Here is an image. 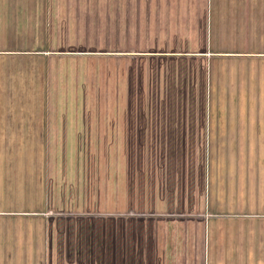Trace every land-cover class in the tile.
<instances>
[{"label":"rangeland","instance_id":"374dc122","mask_svg":"<svg viewBox=\"0 0 264 264\" xmlns=\"http://www.w3.org/2000/svg\"><path fill=\"white\" fill-rule=\"evenodd\" d=\"M17 1L18 10L12 12L21 20L11 24L14 16H4L8 22H0L1 28L32 26L22 18L46 12L50 25L51 18H60L59 30L54 28L53 39L46 32L45 44L38 46H27L24 40L6 46L0 37V56L4 51L25 56L0 59L2 106L116 102L130 109L138 104L141 122L147 114H166L171 123L184 120V114L192 121L207 115L211 126L231 121L232 129L264 119L254 110L264 96L249 93V79L243 75L245 65L259 66L261 56L249 55L259 44L251 45L244 17L235 12L236 6L229 8V0H59V14L50 6L27 8L22 4L32 1ZM226 14L241 18V30L231 29L230 61L226 54L218 55L226 46L221 48L217 35L231 28H223ZM23 35L29 40L26 32ZM219 103L221 110L215 107ZM228 104L231 111L226 110ZM123 108L117 114L130 126L132 110ZM27 114L11 112L9 120H28ZM1 115L2 107L0 120ZM142 138L133 142L127 136L125 142L108 144V176L100 173V143L86 148L0 143V152L12 156L0 159L8 167L0 166V188L6 189L0 190V264H203L205 254L195 231L197 221L208 215V162L220 156L233 178L238 165L253 162L244 158L246 146L255 152L264 144L148 143ZM75 149L79 158L69 159ZM224 151H231V159L217 154ZM107 189L108 199L101 195ZM238 200L231 198L230 207L209 208L217 212L209 221L226 226L231 222V256L224 258L231 264L255 262L258 256H243L244 247L254 251L264 237L257 232L260 219L242 217L257 214L258 208L237 205Z\"/></svg>","mask_w":264,"mask_h":264},{"label":"crops","instance_id":"0c3cea01","mask_svg":"<svg viewBox=\"0 0 264 264\" xmlns=\"http://www.w3.org/2000/svg\"><path fill=\"white\" fill-rule=\"evenodd\" d=\"M30 1L32 2L23 3L22 5L24 7L27 6V8L41 5L43 9L45 8V10L50 6L52 9L55 8L56 13L59 14V0H56L55 3H39L35 2V0ZM229 1V8L231 6L232 9V6L234 5L236 6L235 12L242 13L245 23L244 29L247 32V36L250 37V42H252L251 45L255 46L256 44H259V47L255 46V49L249 51V55L261 56V58L258 59L260 61L259 66L256 67L252 65L253 67H248L245 65L243 67V75L245 76L246 80L249 79V87L245 85V88L248 89L249 93L252 91L251 93L255 92L256 94H261L264 96V0ZM18 5H20V3L17 0H0V17H2L0 22L7 23V18H3L4 16L7 17V15L14 16V18L10 19V23L19 22L21 17L18 15V12H12V10H18ZM23 15L25 17V14H22V16ZM36 15L37 14L27 19L22 18L24 23H31L32 26L16 27L12 26L11 23L8 28L5 25L2 28L0 27L1 32L6 30L5 33L3 32L0 34V37L4 41L6 40L8 42L6 46H18L23 43L22 40L25 41V45L27 46L43 45L45 44L44 36L46 32V36H48L50 39L54 38L53 30L54 28L56 31L59 30L58 22H60V18L58 20H53V18H51L50 25L49 20L47 22L46 12L40 16ZM240 20L241 18H236L235 14L234 16H231V18L230 16L228 17L227 14L223 15V28H231L228 33L217 35V41L220 43L221 48L223 45L226 46V50L218 51V55L226 54L229 57V61L231 60L232 53L231 29L232 31H235V33H237V30H241L240 28L238 29L240 26L239 23H241ZM37 22H39L40 25H35ZM54 22H57V26L55 27ZM17 32L20 33L18 41L16 40L18 37ZM25 32L27 33L29 40L24 38L23 34ZM259 32H261L260 37L256 35V33ZM56 43L58 44L57 40ZM4 44L5 43H2V45ZM52 44L53 41H51V45ZM1 53L2 56H0V59H7L8 61L10 59L25 58V56H7L8 54L6 53H11L10 51H4ZM231 73L233 72H231V66H229V77L231 76ZM230 88L231 85L228 86V89ZM258 89L259 91H257ZM4 91L6 92L7 90H3V92ZM221 105L222 104L219 103L215 107H219L218 109L221 110ZM125 106L127 107L125 108L126 110H132L130 126L125 125L122 121L123 119H121V115L117 114V111H123V107ZM139 106L140 105L137 104L134 108V104H132L131 108L129 109L128 105L116 102H103L96 104L64 103L58 106L48 104L47 107L45 103L23 104L22 106L13 105L11 103L4 104V106L0 105V108L2 107L1 117H3L0 120V143H66L72 144L73 146L76 144H83L84 148H86V145L90 143H100L101 149L99 158L103 160L101 163L100 173L103 176H108V159L110 158L108 144L125 142L127 140V136H131L133 142H140L141 137H143L142 141H146L148 143L243 142L248 143L249 146H251L250 144H264V119L262 118L258 120L254 118V123L252 125H247L242 128L239 124L238 126L234 127V129L231 128V121H227L224 126H211V122H208L207 115H204L202 119L192 121L186 119L188 116L187 114H184V120H178L176 122L173 121L174 123H171L166 114L163 115V118H160L159 114H147V120L141 122V117H144V115L140 113L141 109ZM227 106L228 107L226 110L231 111V104H228ZM147 107H150V105H147ZM207 107H212V105L209 104ZM146 110L150 111L151 109L148 108ZM254 110L260 113L258 115L259 117L262 116V114H264V103H261V106L256 107ZM11 112H27L28 120H20L18 123L14 122L13 120L10 121L9 116ZM118 116L120 119H116ZM260 150L261 151L252 152L248 145L246 146L244 158L247 157L248 159H252L253 162L250 163L247 161L246 163L248 166H245L244 162L242 164L243 169L240 167V165H238V171L234 174L233 178H231V167L224 168L223 160L220 162V156H215V161H213L212 164L211 161L210 163L208 162L209 186L208 189L206 188V207L208 215L197 221L195 231V238L198 240V248L201 249L202 254H205V262L203 264H231V262L224 261L225 257L231 256V222L226 226L216 223L215 220L212 222L209 221L211 219V217H209L211 214H217L216 211L211 212L209 210L211 205L213 209L220 205H228V207H230L232 198L233 202H235L236 199H239L237 205L246 206L249 208L254 206V208H258V210H254V212H257L258 215L249 214L242 217L249 219L253 218L254 221L260 219V229L257 228V232H261V234L264 235V149ZM70 152L71 155H69V159L79 158L76 154V149ZM87 153L90 152H86V154ZM217 154H221L224 160L228 158L231 159V151H224L221 153L217 152ZM5 155L6 153L0 152V159L12 158V156L5 157ZM214 163L216 168H213ZM34 164L35 163L32 161V165ZM251 164L253 166H251ZM73 165L77 166L76 162L73 163ZM0 166L8 169L7 164L4 165L1 163ZM240 168L242 170H240ZM153 170L155 172V168H153ZM33 175L35 176L34 173ZM0 183H4V180L1 179ZM231 183H234V185ZM232 187L234 189V195L231 197ZM0 190L5 191L6 189L4 187L0 188ZM237 190L239 191L238 194L235 193ZM101 195L102 197L108 199V189L105 190V194L101 193ZM211 197H213L212 200ZM252 198H255L254 201ZM105 204L107 206V202ZM240 229H243V227H240ZM247 230L250 232L249 236L247 234L249 237V241L247 242H249L250 245V242H253L250 239V234L253 228L250 226V228H247ZM247 236L245 239L248 238ZM244 242L246 244V240ZM256 244L259 246L255 247L254 251H252L251 246H245L244 248H246V252L243 254V256L246 257L248 254L250 257L256 255L258 256V259L255 262L245 261V263L237 264H264V237H262V240H259ZM222 253H224V255H222ZM221 261L224 262L221 263Z\"/></svg>","mask_w":264,"mask_h":264}]
</instances>
